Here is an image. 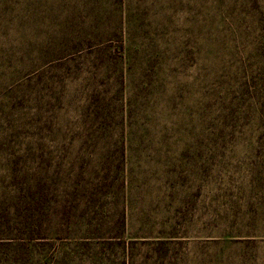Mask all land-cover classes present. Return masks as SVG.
Returning a JSON list of instances; mask_svg holds the SVG:
<instances>
[{
    "label": "rangeland",
    "instance_id": "374dc122",
    "mask_svg": "<svg viewBox=\"0 0 264 264\" xmlns=\"http://www.w3.org/2000/svg\"><path fill=\"white\" fill-rule=\"evenodd\" d=\"M224 77L172 76L150 95L144 86L130 91L126 158L113 152L119 130L90 134L85 88L66 84L65 103L46 108L22 135L30 149L22 157L0 151V178L16 165L30 173L61 171L65 190L71 173L84 170L88 179L101 170L90 140H100L99 153L110 147L111 164L126 169L101 190L104 202L94 215L102 229L76 211L71 225L46 224L36 233L31 254L1 246L3 263L264 264V106L244 87L233 91L240 77L228 89ZM54 90L59 95L62 87ZM107 173L117 175L115 167Z\"/></svg>",
    "mask_w": 264,
    "mask_h": 264
},
{
    "label": "trees",
    "instance_id": "16d2710c",
    "mask_svg": "<svg viewBox=\"0 0 264 264\" xmlns=\"http://www.w3.org/2000/svg\"><path fill=\"white\" fill-rule=\"evenodd\" d=\"M1 53L0 151L9 157L30 149L22 135L46 108L65 103L69 83L83 86L90 100V134L119 130L113 152L123 158L133 135L125 130L131 99L124 96L135 88L144 86L150 95V87L172 76L223 75L228 89L240 77L233 91L244 87L264 106V0H0ZM99 143L87 141L89 152L103 159L101 170L88 179L84 170L71 173L72 185L62 191L61 171L30 173L16 165L3 174L0 247L31 254L36 233L46 224L71 225L76 211L103 228L94 215L104 202L101 190L113 187L126 165H112L107 157L113 152L105 147L99 153ZM114 167L111 178L107 171ZM59 192L66 193L54 201Z\"/></svg>",
    "mask_w": 264,
    "mask_h": 264
}]
</instances>
